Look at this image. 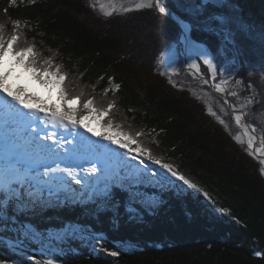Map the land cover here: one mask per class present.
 Listing matches in <instances>:
<instances>
[{"label":"trees","instance_id":"1","mask_svg":"<svg viewBox=\"0 0 264 264\" xmlns=\"http://www.w3.org/2000/svg\"><path fill=\"white\" fill-rule=\"evenodd\" d=\"M8 3L0 0V24L6 39L14 31L12 21L27 22L28 27L22 29L24 38L36 45L40 62L54 57V63L62 65L68 74L63 83L69 94L80 95V101L94 98L99 107L115 101L113 110L118 115L110 113L111 117L124 122L126 132L143 131L144 138L137 141L173 162L210 199L203 192L174 186L155 200L153 187L146 184L130 189L120 184L112 197L100 195L91 204H62L44 214L38 204L21 213L19 202L9 199L6 208L0 205V260L33 264L28 257L40 261L37 247L45 241L65 249L61 256L50 258L53 264H264L260 168L235 155L233 144L207 111L200 110L195 98L179 92L158 71L154 58L158 51L153 44L160 41L163 47L162 40L169 41L168 45L176 43V27L167 21V34L161 26L166 19L153 11L127 18L137 21L135 24H140L139 17L162 22L158 31L148 30L158 40L152 41L144 33L141 41L126 36L127 30L118 26L124 24L123 19L98 18L86 0H37L35 5L18 2L13 7ZM255 5L264 18V0ZM110 78L120 87L105 96ZM54 86L60 90L59 85ZM125 190L141 193L134 195L139 201ZM76 229L80 233L63 244L53 236L47 239L55 231ZM31 230L43 240L32 244L35 236H28ZM10 241L15 249L9 247ZM115 250L119 256L108 254Z\"/></svg>","mask_w":264,"mask_h":264},{"label":"rangeland","instance_id":"2","mask_svg":"<svg viewBox=\"0 0 264 264\" xmlns=\"http://www.w3.org/2000/svg\"><path fill=\"white\" fill-rule=\"evenodd\" d=\"M139 1L140 0H86L90 10L98 18H104L107 19V21L115 19L116 17L123 19L124 22L122 23L124 24L118 26L123 28V31L127 30L126 36L130 35L134 40L139 39L143 41L144 33H148L151 36L150 39L155 41L158 38L157 35L148 30L152 29L158 31V27L161 28V26H163L162 28L165 27L167 34H170V26L168 27L167 21L170 22L171 25H174L178 30V34H180L178 23L170 20L166 14L159 13L155 7L138 11H123L125 8H135L137 3L139 4ZM256 1L257 0H223V3H220L221 5H215L213 2H207L205 4L203 0H165L166 4H168L171 9L178 14L180 18L185 19V23L191 26L193 38L202 43L209 55H211L213 61H211V64L218 70L215 80L212 79L204 61L199 62V65H201L200 73L207 77V83L204 82L205 79L198 77L194 74V71L188 67L187 62L184 61L183 46L180 43L179 37L178 41L171 45H168L169 41L165 42L160 38L163 42L162 46L166 47H161V44H159L160 41H158V43L154 42L155 44H153V47L154 50L158 51V53L154 55V58L158 61V71L165 77V80L168 82L171 80V83H169L174 86V88H177L179 92H187L192 98H195L194 100L198 102L200 110L203 108L208 113V109L211 108L212 111L216 113V116H209L212 118L213 122L222 129L224 137L226 136V140H230L228 142L233 144L232 147H234L233 150L235 155L243 158L245 161H253L261 169L264 165L258 162L262 160L260 154L253 148L252 150L257 154L254 156L248 155V136L245 135V128L236 124L232 108L229 107V105L232 104L236 108H240L241 105L245 104L248 97H254L255 102L243 108V111L247 113L245 117L253 127H255L258 137L262 140L257 143V150L263 152L262 155L264 156V18L263 14H260V12L258 13V6L255 5ZM144 11H153V14L166 19L165 23L162 24V22L154 20V22L159 23L156 25L157 23H153L151 19L147 18L144 20L143 17H139L138 23L140 24H135L137 21L133 22L132 20L131 22L127 19L135 15L141 16L140 14ZM261 11L263 12V10ZM109 12L112 14L106 15V13ZM152 18H154L153 15ZM160 24L162 25L159 26ZM135 30L136 34H134ZM147 50L149 54L153 53L150 52L149 49ZM11 61L12 59L10 56L6 58V63ZM173 70H175V74ZM17 76H19V79H17ZM10 80L8 84L13 90H15L17 86L25 87L26 84H29L31 86L30 91L33 95L39 97L49 106L54 105L57 111L59 109L62 111L64 110L59 98V91L55 86L51 88L50 95L49 90L46 88L43 89L38 86V89H36L35 83L33 81H31L32 83L29 82L31 79L20 67L15 68ZM222 80H226L227 83L221 85L224 87L225 91L220 93L216 91V86L220 85ZM236 81H242L243 83L237 84ZM13 83L15 84L14 86ZM248 84H252L253 88H248ZM233 91L237 93V96L230 95ZM224 93L226 97L223 96ZM86 100L84 99L77 103L69 101L66 105H73V108L80 114V117H78V119H80L79 124L82 122V125L93 131L102 133L103 135H111L118 140L128 139L125 136L118 135V130L115 127L108 128L105 124V121L111 119L114 125H120V130L126 132L127 129L124 122L115 121V118L111 117L110 113L105 116H99L97 113L88 112L83 108V103L86 102ZM226 100H229L230 103L228 101L226 104ZM96 106L99 107L98 104H96ZM255 111L257 112L255 113ZM111 113L114 115L118 112L112 110ZM219 120H223L224 124L219 123ZM132 133L134 134L136 132L132 131ZM237 136L244 139L245 143L241 144V141L238 143L236 139H234V137ZM141 137L144 138V136ZM140 144L147 148L144 142H140ZM113 146L110 147L113 148ZM132 149L134 154L142 156V154L136 151V142H133ZM155 153L152 152L153 155L163 159ZM163 160L172 164L173 167L177 169L173 162L165 159ZM259 173L264 179V175H262L260 171ZM181 174L184 175L183 173ZM31 233L35 236L34 240H32V244L42 239V237L38 236L33 230H31V232L28 231V236H31ZM78 233H80L78 229L69 233H67V231H55L52 235H48L47 239L52 240L51 236H53L57 243L63 244L62 242ZM40 245L41 247L37 248L41 262L50 258L54 260L56 255L61 256L65 250L64 248L56 247L53 243L45 244V241ZM15 246L19 247L20 244L17 243ZM9 247L12 248L14 246L9 244ZM12 249H15V247Z\"/></svg>","mask_w":264,"mask_h":264},{"label":"snow or ice","instance_id":"3","mask_svg":"<svg viewBox=\"0 0 264 264\" xmlns=\"http://www.w3.org/2000/svg\"><path fill=\"white\" fill-rule=\"evenodd\" d=\"M19 3H27L28 5H35L37 0H9L8 7L17 6ZM206 4L208 0H203ZM203 6V5H201ZM155 7L161 14L167 12V6L163 4L162 0H141L135 8H125L124 12H130L134 10H141L143 8L152 9ZM7 8L3 9L5 14ZM112 13H106L111 15ZM178 25L183 29V42L191 43V38L188 33L191 31V26L185 23V19L177 17ZM14 31L6 39L4 36V25L0 24V105H3L9 114L10 121L6 125L11 128L13 123L16 121L26 122L28 128L32 129L35 133L33 140L39 142V153L33 155H26L19 152H15L11 149L6 150V154L0 158V193H3V197L8 199L0 198V205L7 207L8 200H14L19 202L18 211L21 213L29 205L35 206L38 203H48L41 201L40 194L44 188H47L49 196L54 194V186L66 185L69 183L65 180V177L70 178V181L76 185L85 187L86 185L91 186L92 181H86L84 177L80 175V172L86 174L87 177H95L96 187L89 193L85 192L82 195L94 196L97 193L108 196L111 193L109 184L110 173L107 170L106 164L102 159H85L82 162L79 161V157L76 148L65 149L64 142L67 138H58L55 132H44L41 135V124L44 128H47L51 124L52 128L57 126L62 128L77 129L81 125L78 120H74L73 117L76 115L77 110L75 108L64 107L62 112L57 111L54 105H46L44 101L40 100L39 97L34 95H22L26 92L24 86H17L15 91L12 90L8 84L9 78L13 76L16 67H20L24 72L30 73L31 80L41 85L42 87L49 90L51 93V87L59 85V98L62 102V106L67 105L69 101L77 103L80 101V95L73 96L67 91V85L63 82L66 80L68 74L62 71V65L54 63V57H48L43 59L42 63L38 59L41 54L37 51L35 44H29L24 38L22 29L27 28L28 24L25 22L22 24L19 20L12 21ZM11 56L12 61L6 63V58ZM204 64L207 66L213 80L217 77L218 70L212 66L211 62L205 58ZM190 69L194 70V74H200V65L193 62L188 65ZM175 74V70H173ZM19 79V76H17ZM102 79V77H101ZM171 83V80L169 81ZM207 83V80L204 81ZM226 80H222L220 85L216 86V91L223 93L224 87L221 85L226 84ZM237 84H242V81H236ZM110 88L104 89L103 94L105 96L111 91L113 94L119 89V84L112 83L111 78L109 79ZM248 88H253L252 84L247 85ZM230 95L237 96L235 91L231 92ZM9 99L11 103H9ZM29 100H36L39 107H34L29 103ZM254 97H248L245 104L241 105L240 108H236L234 105H229L234 113V120L237 125H241L245 128V135L248 136V155L254 156L252 150L254 148L255 136L250 134L248 126L244 124V117L247 115L243 111V108L253 104ZM227 104L228 101L226 100ZM19 106V107H15ZM116 107L115 101L109 102L106 107H97L94 98H89L83 103V108L90 113H97L99 116H105L112 112ZM24 109L25 111H21ZM131 111V109H130ZM43 113V115H41ZM208 114L216 116V113L211 108L208 109ZM219 119V118H218ZM219 123L224 124L223 120H219ZM108 128L115 127L118 130V135L127 137V140H117L111 135L104 134L101 139L109 141L111 144H116L120 148L127 149V155L130 160L138 161L140 165H143L144 171H151L145 161H150L153 165H158L160 169H163L166 173H169L176 180L181 181L183 185H186L189 189L197 193L203 192L197 184L192 182L186 176L182 175L176 170L172 164L165 162L163 159L155 156L152 152L143 147L137 142L138 137L145 135L143 131H138L135 134L120 130V125H114L111 119L105 121ZM35 125V127H33ZM90 131V129H86ZM154 131V130H153ZM256 129L252 128L251 133H255ZM95 135V133H92ZM71 135V134H70ZM87 137H81L80 143H86ZM236 141L240 142V137H234ZM52 141L48 144L47 141ZM71 143V141H67ZM136 142V151L141 155H134L132 144ZM61 153H64L61 156ZM41 154H44L43 156ZM72 160L73 163H65L66 161ZM261 165H264V160L258 161ZM88 163L91 166L84 168L83 164ZM64 165V166H61ZM99 165V166H98ZM79 169L80 171H77ZM42 170V171H41ZM260 172L264 175V167H261ZM99 173V175H98ZM153 176H159L160 174L156 171H152ZM121 187H123L121 185ZM129 195H138V193H132L130 190H125ZM205 198H209L208 193L203 192ZM239 223V221H237ZM109 255L116 257L120 255L119 250L110 251ZM260 255L259 252L256 253ZM33 260V264H41L39 260H34L33 257H28ZM0 264H4L3 260H0ZM43 264H53L51 259L45 260Z\"/></svg>","mask_w":264,"mask_h":264},{"label":"bare ground","instance_id":"4","mask_svg":"<svg viewBox=\"0 0 264 264\" xmlns=\"http://www.w3.org/2000/svg\"><path fill=\"white\" fill-rule=\"evenodd\" d=\"M182 33H183V29H182ZM183 35H184V33L182 34V38H181L182 40H181V42H182V46H183V54H184V57H185L186 62H187L188 65L190 63H193V62L199 64V62L200 61H204L205 58H207L210 62L212 61L211 55H209V53L207 52V50L204 47V45L199 44V43H195L194 40H192V38H191V36H192L191 35V31L188 33V35L191 38V43H184L183 42ZM200 71H201V68H200ZM25 88H26V92L23 93L22 95H29V94L33 95L32 92L30 91L31 90V86L29 84H26ZM12 90H13V88H12ZM30 102H32L33 105L34 104H37L36 100H29V103ZM9 103H11L10 99H9ZM63 107L73 108V105L72 106H66V105H64ZM0 111L1 112H4V114H7L8 113L7 109L3 105L0 106ZM7 115H9V114H7ZM77 117H80V114L76 112V115L73 117V119L75 120ZM13 125H15L16 133H21V127H19L17 123H15V124L13 123ZM42 128H43V126H42ZM47 128H49V131L50 132H55L57 134V137L60 138V132H61L60 130L62 129V127L57 126L56 128H52L51 127V124H49V126ZM69 128L72 131H74L75 134H78V131L76 129H72L71 127H69ZM248 131H249L250 134H252V135L255 136V140H256V138H258V134H257L256 131H255L256 133H251V131H250L249 128H248ZM14 135H15L16 138H11L10 141L5 142L4 144H2L5 147V149L2 151V154H0V158H2L6 154V150H9V149H11L13 151H16V149H18L17 152H19V153L26 154V155H33V154H27L24 151V149H23L24 144L23 143H20V141L18 140V138H17V136H16L15 133H14ZM259 140H260V138H259ZM70 141L73 144H76L77 143L76 142V139L74 137H71ZM254 143L256 144V147H257L258 141L257 142L254 141ZM109 144L110 143H106L105 141H102V144L101 145H106V148H111L110 146H113V145L112 144L109 145ZM113 148H114V146H113ZM257 153L260 154V155H262L263 152L257 150ZM34 154H37V153H34ZM91 157H93V159L102 158V157L97 156V155H94V154H91ZM103 161L105 162V160H103Z\"/></svg>","mask_w":264,"mask_h":264},{"label":"water","instance_id":"5","mask_svg":"<svg viewBox=\"0 0 264 264\" xmlns=\"http://www.w3.org/2000/svg\"><path fill=\"white\" fill-rule=\"evenodd\" d=\"M145 2H146V0H145ZM162 2H163V4L164 5H166L167 6V12L165 13L168 17H169V19L170 20H173L174 22H176L177 23V17H180V16H178V14H176L169 6H168V4H166V2H165V0H162ZM208 2H213L215 5H221L222 3H223V0H208ZM221 3V4H220ZM144 9H148V8H143V10ZM142 10V9H141ZM138 11V10H137ZM178 28H179V31H180V34H179V40H180V43H181V45H182V42H181V38H182V29L180 28V26L178 25ZM191 35H192V33H191ZM191 38H192V40H194V42L195 43H199V44H202V43H200V42H198V41H196L194 38H193V36H191ZM203 45V44H202ZM182 51H183V48H182ZM183 57H184V54H183ZM184 61L186 62V59H185V57H184ZM188 65V64H187ZM213 66V65H212ZM198 77H200V78H203V79H205V80H207L208 81V79H207V77H205L204 75H202L201 73L200 74H196ZM210 85L212 86V84L210 83ZM223 96L224 97H226V94L224 93L223 94ZM229 101V100H228ZM229 103H230V101H229ZM230 105H232V104H230ZM244 123L248 126V128L250 129V131H251V129L252 128H254L253 127V125L248 121V119L246 118V117H244ZM256 133V132H255ZM256 142L258 141L259 142V137L258 138H256V140H255ZM254 150L255 151H257V147H256V144L254 143ZM260 158L262 159V160H264V156L263 155H260Z\"/></svg>","mask_w":264,"mask_h":264},{"label":"flooded vegetation","instance_id":"6","mask_svg":"<svg viewBox=\"0 0 264 264\" xmlns=\"http://www.w3.org/2000/svg\"><path fill=\"white\" fill-rule=\"evenodd\" d=\"M141 2V0L139 1V3ZM138 4V3H137ZM257 111H255L256 113ZM264 121V120H263ZM260 138V137H259ZM261 139V138H260ZM241 144L245 143V140L240 138ZM262 140H259V142H261ZM263 147H264V141H263Z\"/></svg>","mask_w":264,"mask_h":264}]
</instances>
